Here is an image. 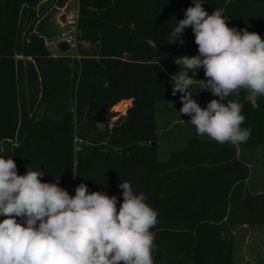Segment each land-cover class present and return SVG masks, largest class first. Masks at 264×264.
Returning a JSON list of instances; mask_svg holds the SVG:
<instances>
[{
  "label": "trees",
  "instance_id": "1",
  "mask_svg": "<svg viewBox=\"0 0 264 264\" xmlns=\"http://www.w3.org/2000/svg\"><path fill=\"white\" fill-rule=\"evenodd\" d=\"M40 1L0 0V152L3 139H15L19 124L15 41L20 12ZM189 6L193 0H79L76 55L54 54L34 30L39 16L29 14L22 52L36 63L41 94L8 158L19 175L28 168L42 171V182L59 179L71 196L84 183L89 192L116 196L117 208L123 199L119 183L131 182L158 212L154 264H234L235 226L264 224V184L250 185L251 159L236 145L198 135L192 125L184 144L159 158L167 116L188 118L179 113L182 104L175 105L181 94L172 95L170 77L179 70L173 61L197 55L198 46L191 27L182 34V45L169 41ZM202 7L209 14L224 9L229 27L264 39V0H205ZM195 78H205L202 68ZM244 95L238 97L242 127L252 131L240 145L254 155L264 144V97L253 109ZM193 97L200 106L218 99L198 89ZM124 99L132 104L110 124L117 113L109 109ZM104 103L108 120L102 125L93 116Z\"/></svg>",
  "mask_w": 264,
  "mask_h": 264
},
{
  "label": "clouds",
  "instance_id": "2",
  "mask_svg": "<svg viewBox=\"0 0 264 264\" xmlns=\"http://www.w3.org/2000/svg\"><path fill=\"white\" fill-rule=\"evenodd\" d=\"M204 3L193 0L170 34L169 44L182 45V34L191 27L198 46L197 55L173 61L179 70L170 77L172 95L181 94L179 113L190 117L198 135L219 144H242L252 130L242 127L238 97L246 93L243 99L253 109L264 97V39L229 27L224 9L209 14ZM201 68L205 78L197 80ZM197 89L218 99L202 108L193 97ZM43 176L29 168L19 175L14 159L0 157V264H154L152 229L158 212L146 203L145 193L120 182L123 199L117 208L114 195L89 192L81 183L71 196L59 179L42 182Z\"/></svg>",
  "mask_w": 264,
  "mask_h": 264
},
{
  "label": "crops",
  "instance_id": "3",
  "mask_svg": "<svg viewBox=\"0 0 264 264\" xmlns=\"http://www.w3.org/2000/svg\"><path fill=\"white\" fill-rule=\"evenodd\" d=\"M78 6L79 0H41L32 9L27 5L22 7L15 41L19 124L15 139L2 140L0 157L7 159L14 144L24 136L28 119L34 112L41 94V80L36 63L32 57L25 56L22 52V42L29 14L33 17L39 16L34 25L35 32L44 36L48 48L54 54H60L61 43L67 41L64 34L74 29L70 26V21L66 19V13L70 10L79 12Z\"/></svg>",
  "mask_w": 264,
  "mask_h": 264
},
{
  "label": "rangeland",
  "instance_id": "4",
  "mask_svg": "<svg viewBox=\"0 0 264 264\" xmlns=\"http://www.w3.org/2000/svg\"><path fill=\"white\" fill-rule=\"evenodd\" d=\"M69 24L70 26H73V22H70ZM69 34L70 33L64 34L65 40L68 38ZM57 51L59 50L57 49ZM60 53L76 55L77 45L71 43L67 51L62 52L60 50ZM131 104L132 99H124L113 105L109 111L116 112L117 115L111 119L110 124L118 118L120 114H125L127 108ZM180 104L181 103H176L175 105ZM206 105L207 103L201 107L204 108ZM167 119L169 120V124L167 126H162L160 130L159 158L161 159L167 158L170 152L177 147L176 145L184 144L183 138L188 132L187 127L191 125L190 122H188L190 117L180 120L172 114L169 117L167 116ZM236 146L242 156L251 159L249 162L251 170L250 185L254 187V185L259 183L260 186L257 187L261 188L264 184V144L259 145L258 148L254 149V155L250 153V149L242 148L240 144H236ZM233 253L234 264H264V224L236 225L233 232Z\"/></svg>",
  "mask_w": 264,
  "mask_h": 264
},
{
  "label": "water",
  "instance_id": "5",
  "mask_svg": "<svg viewBox=\"0 0 264 264\" xmlns=\"http://www.w3.org/2000/svg\"><path fill=\"white\" fill-rule=\"evenodd\" d=\"M62 52H65L69 49V44L67 41H64L60 45ZM128 56V54L126 55ZM108 103H104L100 108H98L93 116V120L98 124H105L108 120Z\"/></svg>",
  "mask_w": 264,
  "mask_h": 264
},
{
  "label": "built area",
  "instance_id": "6",
  "mask_svg": "<svg viewBox=\"0 0 264 264\" xmlns=\"http://www.w3.org/2000/svg\"><path fill=\"white\" fill-rule=\"evenodd\" d=\"M66 19L70 22H73V31L70 32L68 38H67V42L70 45L71 43H75L77 45V37H76V30H77V23H78V19H79V12L78 11H74V10H70L66 13Z\"/></svg>",
  "mask_w": 264,
  "mask_h": 264
}]
</instances>
